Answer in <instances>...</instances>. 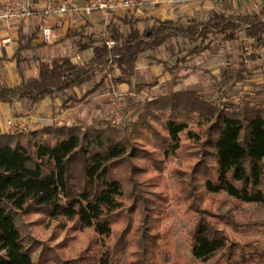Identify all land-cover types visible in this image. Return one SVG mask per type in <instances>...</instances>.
<instances>
[{
  "label": "trees",
  "instance_id": "16d2710c",
  "mask_svg": "<svg viewBox=\"0 0 264 264\" xmlns=\"http://www.w3.org/2000/svg\"><path fill=\"white\" fill-rule=\"evenodd\" d=\"M240 32L252 41L255 50L264 48V5L256 13H222L203 20L113 15L99 33L71 28L63 38L71 40L78 53L89 49L92 55L88 60L37 58V75L22 79L16 86L1 85L0 102L27 101L33 105L91 82L93 87L86 96L107 80L114 84L129 82L139 55L173 38L185 39L191 45L187 54L193 56L212 46L211 36L234 41ZM34 37L20 34L18 62L24 60L19 58L20 52L30 48ZM108 41L114 45L108 46ZM97 76L100 79L96 82ZM178 98L187 105L190 100L197 102L190 93ZM172 102L174 99L166 104L170 107L167 116L157 113L163 102L147 104L144 119L164 117L159 123L161 131L148 123L152 137L142 135L154 150L136 140L137 130L130 133L115 128L50 126L27 134L0 135V264H47L50 253L35 259L38 245L23 233L21 216L29 212L39 213L44 219L72 222L74 229L93 231L88 250L66 260V264H121L123 252L132 245L133 237L127 235L137 215L140 223L133 230L137 251L131 264H157L159 237L147 229L148 216L161 213L165 198L152 190L159 184L142 176L147 171L161 172L168 156L182 146V134L193 142L190 155L197 157L188 178L193 199L190 207L197 213L189 233L192 257L200 261L196 264L209 260L211 264H264V238L230 241L218 225L230 226L232 222L223 216H217L219 221L211 220L210 212L198 203L208 194L224 193L236 202L264 208V106L246 102L236 112L216 107L194 132L185 120L191 117L174 112ZM120 221L125 223L124 229L113 245L107 244L114 234V224ZM238 229L264 232V220L241 223ZM94 246H105V251L98 253ZM166 264L182 263L175 260Z\"/></svg>",
  "mask_w": 264,
  "mask_h": 264
},
{
  "label": "rangeland",
  "instance_id": "374dc122",
  "mask_svg": "<svg viewBox=\"0 0 264 264\" xmlns=\"http://www.w3.org/2000/svg\"><path fill=\"white\" fill-rule=\"evenodd\" d=\"M127 12L124 15L128 16ZM80 17L85 18L83 15ZM210 40L212 46L199 55H188L187 49L191 45L182 38H173L156 49L140 54L134 74L126 83L114 84L107 80L99 89L85 96L93 87L88 82L45 102L33 105L22 102L21 113L16 112L17 115L25 120L28 116L26 111H34L36 119L35 123L28 119L21 133L27 134L35 130L34 127L43 130L50 126H79L82 130L87 127L115 128L130 133L137 130L136 140L142 142L146 149L154 150L151 143L142 140V135L152 137L148 123L161 131L159 123L164 117L159 120L152 116L143 118L151 101L163 102L159 103L163 107L157 113L167 116L170 114V101L174 99V112L180 116L189 115L191 118L185 120L188 128L194 132L199 130L203 117L216 107L236 112L244 108L246 102L264 106V48L255 50L244 32H240L234 41H222L220 35L211 36ZM249 55L253 58H249ZM99 79L100 76H97L96 82ZM182 93H190L197 102L190 100L187 105L178 98ZM190 107L192 110L189 111ZM19 133L14 131L12 135ZM180 142L182 146L174 155L168 156L161 166V172L147 171L142 176L144 180L152 179L154 184H159L152 190L165 198L161 213L148 216L147 229L159 237L157 264L175 260L182 264L200 263L192 257L189 235L197 213L190 207L193 199L189 196L188 178L197 157L190 155L189 145L193 144L192 141L182 134ZM198 203L200 208L210 212L208 217L211 220L219 221L217 216H223L232 222L230 226L218 225L226 231L230 241L243 243L264 238L262 230L238 229L241 223L264 220V208L260 205L239 203L224 193L208 194ZM137 220L139 216L135 215L133 228L127 235L129 239L133 237L130 241L132 245L123 252L121 264H131L135 260L137 234L133 235V230L140 223ZM20 224L23 233L38 245L35 259L43 253H50L47 254V264H64L66 260L77 258L88 250L94 238L91 229H74L72 222L44 219L35 212L21 216ZM124 227L123 221L114 224V234L107 244L113 245ZM96 247L93 249L98 253L105 251V246ZM211 263L212 260H209L201 264Z\"/></svg>",
  "mask_w": 264,
  "mask_h": 264
},
{
  "label": "crops",
  "instance_id": "0c3cea01",
  "mask_svg": "<svg viewBox=\"0 0 264 264\" xmlns=\"http://www.w3.org/2000/svg\"><path fill=\"white\" fill-rule=\"evenodd\" d=\"M0 0V9L2 7ZM31 3L32 16L26 20L10 19L5 22L0 19V86H16L22 79H30L37 75V58L51 59L57 56H68L74 62H79L76 56H81L83 62L88 60L92 53L85 50L78 53L71 40H63L69 29L84 27L88 32H101L113 15H124L126 10H116L113 13H93L90 15H51L46 18V23L56 35L53 43H45L41 35L43 23V0H24ZM264 5V0H145L141 6L130 9L128 17L134 18H157L160 20H186L187 18L206 19L215 14H247L259 12ZM107 19V22L105 21ZM144 23H139V26ZM100 25V26H99ZM102 25V26H101ZM98 27V29H97ZM35 37L30 42V48L20 52L18 62V48L20 34ZM50 98L42 100L45 102ZM25 101H13L11 103L0 102V135L12 134L14 131L25 130L24 124L31 119L35 123L34 111H26V119L17 115L21 113L20 105ZM27 102V101H26ZM41 102V101H40ZM17 112V113H16ZM22 128V129H21ZM37 130L36 127H34Z\"/></svg>",
  "mask_w": 264,
  "mask_h": 264
},
{
  "label": "built area",
  "instance_id": "2783aa9c",
  "mask_svg": "<svg viewBox=\"0 0 264 264\" xmlns=\"http://www.w3.org/2000/svg\"><path fill=\"white\" fill-rule=\"evenodd\" d=\"M43 23L41 25V35L45 43H53L56 40L52 28L46 23V18L51 15H90L96 12L107 13L116 10H130L138 8L145 0H43ZM261 2L262 0H254ZM0 9V19L8 22L14 18L26 20L32 16L31 3L24 0H2ZM108 46L114 45L113 41L107 42ZM76 59L83 62L81 56Z\"/></svg>",
  "mask_w": 264,
  "mask_h": 264
}]
</instances>
